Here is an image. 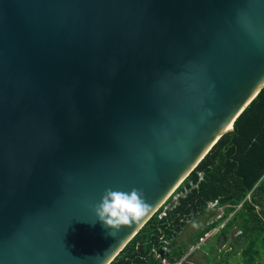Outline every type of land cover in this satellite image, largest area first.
Masks as SVG:
<instances>
[{
    "label": "water",
    "instance_id": "obj_1",
    "mask_svg": "<svg viewBox=\"0 0 264 264\" xmlns=\"http://www.w3.org/2000/svg\"><path fill=\"white\" fill-rule=\"evenodd\" d=\"M263 89L264 0H0V264H111Z\"/></svg>",
    "mask_w": 264,
    "mask_h": 264
},
{
    "label": "trees",
    "instance_id": "obj_2",
    "mask_svg": "<svg viewBox=\"0 0 264 264\" xmlns=\"http://www.w3.org/2000/svg\"><path fill=\"white\" fill-rule=\"evenodd\" d=\"M213 204L224 208L223 216L210 213L215 212L210 210ZM166 208V217L160 218ZM204 216L218 219L187 242H178L189 224ZM229 217L213 240L195 251L205 250L207 263L228 264V257L238 252L229 243L231 227H235L240 232L236 243L244 244L240 264H264V89L238 118L234 131L214 146L111 264H177L190 246L199 244ZM228 243L231 249L222 251Z\"/></svg>",
    "mask_w": 264,
    "mask_h": 264
},
{
    "label": "clouds",
    "instance_id": "obj_3",
    "mask_svg": "<svg viewBox=\"0 0 264 264\" xmlns=\"http://www.w3.org/2000/svg\"><path fill=\"white\" fill-rule=\"evenodd\" d=\"M150 206L144 199L141 189L133 188L130 192L105 190L101 202L95 205L96 216L109 229L119 232L123 225L147 215Z\"/></svg>",
    "mask_w": 264,
    "mask_h": 264
},
{
    "label": "rangeland",
    "instance_id": "obj_4",
    "mask_svg": "<svg viewBox=\"0 0 264 264\" xmlns=\"http://www.w3.org/2000/svg\"><path fill=\"white\" fill-rule=\"evenodd\" d=\"M210 210H215V212H210V213H215L219 217L223 216L224 208L217 209L216 207L211 206ZM210 213L208 212V214H210ZM216 219H218V218H216L214 216L210 217V218H208L207 216H204L203 218H200L199 220H195L194 222H191L189 224V226L186 228V230L180 235L178 242H187V240L189 238H191L194 234L204 230L210 222L215 221ZM230 219H231V217L227 218L226 220H224V222L222 223L220 228L215 229L212 232H210L209 234L205 235V237L200 240L199 244H197L196 246H190L189 253L186 254L184 259H187L188 262L192 263V264H213V262L207 263L205 261V259H204L205 250H198V252H196L195 254H193V252L196 249H198L202 244L205 245L209 241H211L212 237H214L220 229H222L224 226H226V224L230 221ZM235 235L236 236L240 235V232H238V230L235 227L234 228L231 227V234L229 236V243L231 242L232 244H235L238 252L235 255H231L228 257V264H240L241 263V254H242V250L244 248V244H243V246L240 243H239L240 245H238L236 243V240H235V238H236ZM229 243L226 246H222L221 250L222 251L225 249L227 251L230 250L231 246L229 247ZM207 251H209V249H207ZM191 254H193V255L191 256Z\"/></svg>",
    "mask_w": 264,
    "mask_h": 264
},
{
    "label": "built area",
    "instance_id": "obj_5",
    "mask_svg": "<svg viewBox=\"0 0 264 264\" xmlns=\"http://www.w3.org/2000/svg\"><path fill=\"white\" fill-rule=\"evenodd\" d=\"M166 203H167V202H166ZM166 203H165V204H166ZM165 204H164V205H165ZM164 205H163V206H164ZM163 206H162V207H163ZM212 206L215 207L216 204H213ZM166 211H167V208L164 210V212L162 213V215L160 216V218L166 217ZM186 260H187V259H184V258H183V259L181 260V262H179V263H177V264H183ZM163 264H168V263H166V261H163Z\"/></svg>",
    "mask_w": 264,
    "mask_h": 264
},
{
    "label": "flooded vegetation",
    "instance_id": "obj_6",
    "mask_svg": "<svg viewBox=\"0 0 264 264\" xmlns=\"http://www.w3.org/2000/svg\"><path fill=\"white\" fill-rule=\"evenodd\" d=\"M218 232H219V231H218ZM199 248H201V246H200ZM199 248H198V249H199ZM196 252H197V251L193 252V254H195ZM193 254H191V256H192Z\"/></svg>",
    "mask_w": 264,
    "mask_h": 264
}]
</instances>
